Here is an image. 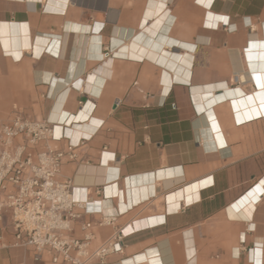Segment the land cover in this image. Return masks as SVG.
<instances>
[{
  "label": "crops",
  "instance_id": "1",
  "mask_svg": "<svg viewBox=\"0 0 264 264\" xmlns=\"http://www.w3.org/2000/svg\"><path fill=\"white\" fill-rule=\"evenodd\" d=\"M262 45L264 0H0V129L78 145L60 180L115 216L92 248L129 232L105 264H264ZM5 226L0 264H50Z\"/></svg>",
  "mask_w": 264,
  "mask_h": 264
},
{
  "label": "built area",
  "instance_id": "2",
  "mask_svg": "<svg viewBox=\"0 0 264 264\" xmlns=\"http://www.w3.org/2000/svg\"><path fill=\"white\" fill-rule=\"evenodd\" d=\"M54 129L49 121L20 116L1 127L0 220L13 233L11 247L30 251L35 262L46 256L50 264H105L110 255L122 253L125 229L92 248L94 224L85 217L99 214L101 224L112 225L115 216H107L101 202L75 199L79 189L73 181L60 180L64 160H77L78 145L51 149ZM29 149L37 151L35 160Z\"/></svg>",
  "mask_w": 264,
  "mask_h": 264
},
{
  "label": "bare ground",
  "instance_id": "3",
  "mask_svg": "<svg viewBox=\"0 0 264 264\" xmlns=\"http://www.w3.org/2000/svg\"><path fill=\"white\" fill-rule=\"evenodd\" d=\"M211 4V3H209ZM156 32V31H155ZM263 48H264V45H262ZM140 46H138L136 43L133 44L132 46V52H131V57L133 58H140V56H138L137 53H135V49L136 48H139ZM145 52H148V51H145ZM255 53L256 51L255 50H251L249 53H248V57H249V60L251 62V59H254L255 57ZM129 54V53H128ZM263 54H264V50H263ZM146 56H151L149 55L148 53H146ZM171 57V56H170ZM238 73L240 74V77H241V81H247V80H255L256 82H264V72L263 71H260V69L257 67V65H255V63H250V69H247L245 72L243 71H238ZM172 79V78H171ZM173 81V80H172ZM75 199L77 200H80L76 197V194H75ZM83 200V199H81ZM248 202H251L250 204V207H254L253 206V199H251L250 197H248L246 199ZM248 208V207H247ZM244 215V214H243ZM244 217H247L246 215H244ZM132 231V230H131ZM124 234L125 235H128L129 232L128 230H124Z\"/></svg>",
  "mask_w": 264,
  "mask_h": 264
}]
</instances>
